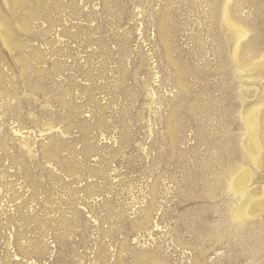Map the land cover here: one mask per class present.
<instances>
[{
    "label": "rangeland",
    "instance_id": "obj_1",
    "mask_svg": "<svg viewBox=\"0 0 264 264\" xmlns=\"http://www.w3.org/2000/svg\"><path fill=\"white\" fill-rule=\"evenodd\" d=\"M226 1L0 0V264H264V0L244 72Z\"/></svg>",
    "mask_w": 264,
    "mask_h": 264
},
{
    "label": "bare ground",
    "instance_id": "obj_2",
    "mask_svg": "<svg viewBox=\"0 0 264 264\" xmlns=\"http://www.w3.org/2000/svg\"><path fill=\"white\" fill-rule=\"evenodd\" d=\"M230 4H231V0H227L226 5H225L226 9H225V14H224V20L232 28H234L236 30V32L234 33L235 43H234V49H233V58H234L236 65L240 69V71L244 72L248 67L245 65L242 66L239 63L240 54H243V55L254 54L255 47H256L257 43L260 41L258 40V38H255L254 40H250L247 42V37H248L249 31L246 28L237 26L236 24H234L232 22V19H231L232 17H231V13H230L231 10L229 9ZM235 6L239 7V5H237V4ZM232 10H235V9H233V7H232ZM10 33L11 32L8 31L9 37L11 36ZM161 38H163L165 41V36H163V34H162ZM6 39H9V38L7 37ZM6 43H8V42H6ZM166 47L168 48V46H166ZM169 50L170 49L168 48L167 52H169ZM168 58H169L170 64L174 68L173 71H175L174 75L176 76L178 86L184 90H187L188 85H186V83H185V76H184L185 74H183L184 71H182V69H183V68H181L182 65L179 64L178 61H175L172 57L168 56ZM261 58L263 61L262 64H255L254 62H251V64L253 66L250 67L251 68V70L249 72L250 74L255 75L258 73L259 75H264V55ZM182 67H184V66H182ZM175 116L173 115V119L175 118ZM263 119H264V116L261 115L259 108H256V107L251 108L247 112L246 121H247V131H248L249 140H248V144L246 146V149L249 152V156L252 159L254 165L256 166V169H258V170L264 168V162H263V156H262L263 151H264V122H263ZM250 183H251V173L249 170H244L237 176L234 183L232 182L230 184V187H232L237 192L239 190L246 191L248 189ZM254 204H255L254 207H247L245 210L237 213L236 217L234 218V223L236 225L241 227L245 224V222L247 220L255 219L258 217V215L264 214V200L259 202V203H257V201H256Z\"/></svg>",
    "mask_w": 264,
    "mask_h": 264
}]
</instances>
